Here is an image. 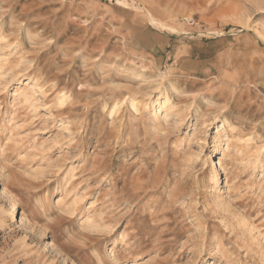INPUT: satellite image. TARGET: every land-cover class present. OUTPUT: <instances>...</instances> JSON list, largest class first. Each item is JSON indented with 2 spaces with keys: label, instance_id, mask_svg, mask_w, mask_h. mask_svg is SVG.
<instances>
[{
  "label": "rangeland",
  "instance_id": "374dc122",
  "mask_svg": "<svg viewBox=\"0 0 264 264\" xmlns=\"http://www.w3.org/2000/svg\"><path fill=\"white\" fill-rule=\"evenodd\" d=\"M1 210L0 264H264V0H0Z\"/></svg>",
  "mask_w": 264,
  "mask_h": 264
},
{
  "label": "bare ground",
  "instance_id": "6f19581e",
  "mask_svg": "<svg viewBox=\"0 0 264 264\" xmlns=\"http://www.w3.org/2000/svg\"><path fill=\"white\" fill-rule=\"evenodd\" d=\"M126 101V100H125ZM129 103H130V105H131V107L135 110L136 109V106H135V102L133 101V100H130L129 101ZM117 106V105H116ZM130 107V106H129ZM115 110V109H114ZM132 110V109H131ZM154 114H156V113H153V115ZM152 119H154V118H152ZM159 122H160V120H159ZM160 129L158 128V126H156V124L155 125H153L152 126V134H154V133H156V132H158ZM218 141V140H217ZM216 145H217V142L215 143ZM214 160H213V158L212 157H209L208 158V162H207V166H206V170H207V173H206V175H205V178H206V180H207V187H208V193H211L212 192V188H213V186L215 185V181H214V174H213V171H212V168L214 167ZM4 211L3 210H1L0 211V215H1V218H0V227H2V226H4L5 225V221L3 220V215H4ZM14 215H15V213H14V211L11 213V214H9V217L13 220V219H15V217H14ZM241 225H242V221H241V219L238 217L237 218V227H241ZM239 230V229H238ZM24 240L25 239H23L22 240V242H24Z\"/></svg>",
  "mask_w": 264,
  "mask_h": 264
}]
</instances>
